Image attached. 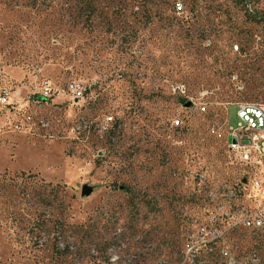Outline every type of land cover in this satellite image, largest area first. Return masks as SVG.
I'll list each match as a JSON object with an SVG mask.
<instances>
[{
    "label": "rangeland",
    "instance_id": "obj_1",
    "mask_svg": "<svg viewBox=\"0 0 264 264\" xmlns=\"http://www.w3.org/2000/svg\"><path fill=\"white\" fill-rule=\"evenodd\" d=\"M245 102L264 106V0H0V264L264 259L230 227Z\"/></svg>",
    "mask_w": 264,
    "mask_h": 264
},
{
    "label": "built area",
    "instance_id": "obj_2",
    "mask_svg": "<svg viewBox=\"0 0 264 264\" xmlns=\"http://www.w3.org/2000/svg\"><path fill=\"white\" fill-rule=\"evenodd\" d=\"M174 8L180 13L183 11V4L175 2ZM233 48L235 51L239 50L238 45ZM172 91L175 95L189 98L188 89L184 85L174 87ZM207 94V92H202V99H205ZM236 106L237 123L232 126L229 119L227 120L223 138L231 162L253 171L252 173L248 171V175H251L249 179H252L253 194L248 197V203L234 205L233 213L230 215L232 217L230 227L232 229L242 228L258 238L264 234V106L248 102L237 103ZM201 111L206 112V108L201 106ZM109 120L111 121L112 118ZM179 124L180 120H176L173 126ZM232 194L234 195L235 192H231ZM213 236L215 240L219 235L214 233ZM209 245L213 244L209 243ZM193 249L197 253L199 248ZM253 254L254 247L235 255H231L229 251H221L220 264H251Z\"/></svg>",
    "mask_w": 264,
    "mask_h": 264
},
{
    "label": "water",
    "instance_id": "obj_3",
    "mask_svg": "<svg viewBox=\"0 0 264 264\" xmlns=\"http://www.w3.org/2000/svg\"><path fill=\"white\" fill-rule=\"evenodd\" d=\"M188 106L190 105V103L187 104ZM92 192V189L89 188L88 186H84L83 190H82V195H88L89 193Z\"/></svg>",
    "mask_w": 264,
    "mask_h": 264
},
{
    "label": "bare ground",
    "instance_id": "obj_4",
    "mask_svg": "<svg viewBox=\"0 0 264 264\" xmlns=\"http://www.w3.org/2000/svg\"><path fill=\"white\" fill-rule=\"evenodd\" d=\"M251 264H264V259H253Z\"/></svg>",
    "mask_w": 264,
    "mask_h": 264
},
{
    "label": "trees",
    "instance_id": "obj_5",
    "mask_svg": "<svg viewBox=\"0 0 264 264\" xmlns=\"http://www.w3.org/2000/svg\"><path fill=\"white\" fill-rule=\"evenodd\" d=\"M184 102V101H183Z\"/></svg>",
    "mask_w": 264,
    "mask_h": 264
}]
</instances>
